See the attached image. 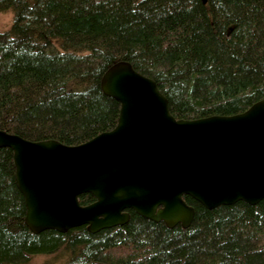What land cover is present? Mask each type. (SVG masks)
I'll return each mask as SVG.
<instances>
[{"label": "trees", "instance_id": "1", "mask_svg": "<svg viewBox=\"0 0 264 264\" xmlns=\"http://www.w3.org/2000/svg\"><path fill=\"white\" fill-rule=\"evenodd\" d=\"M8 11L0 129L25 139L73 145L113 128L120 105L100 81L120 60L156 82L177 119L232 115L264 98V0H0ZM184 199L195 209L187 228L130 210L125 224L94 233H34L13 152L0 147V264H264V198L212 209Z\"/></svg>", "mask_w": 264, "mask_h": 264}, {"label": "water", "instance_id": "2", "mask_svg": "<svg viewBox=\"0 0 264 264\" xmlns=\"http://www.w3.org/2000/svg\"><path fill=\"white\" fill-rule=\"evenodd\" d=\"M100 87L119 102L117 122L82 143L0 129L32 232L94 233L125 224L127 210L187 228L195 209L184 196L208 209L264 198V98L232 115L177 119L156 82L125 60L105 70ZM84 193L94 201L82 205Z\"/></svg>", "mask_w": 264, "mask_h": 264}, {"label": "rangeland", "instance_id": "3", "mask_svg": "<svg viewBox=\"0 0 264 264\" xmlns=\"http://www.w3.org/2000/svg\"><path fill=\"white\" fill-rule=\"evenodd\" d=\"M12 21V12H0V30L7 29ZM46 257H37L34 262L41 263Z\"/></svg>", "mask_w": 264, "mask_h": 264}, {"label": "flooded vegetation", "instance_id": "4", "mask_svg": "<svg viewBox=\"0 0 264 264\" xmlns=\"http://www.w3.org/2000/svg\"><path fill=\"white\" fill-rule=\"evenodd\" d=\"M128 212L130 211V210H127ZM130 214V213H129ZM177 225V224H176ZM178 225H180V224H178ZM181 226V225H180ZM115 227V226H114Z\"/></svg>", "mask_w": 264, "mask_h": 264}]
</instances>
